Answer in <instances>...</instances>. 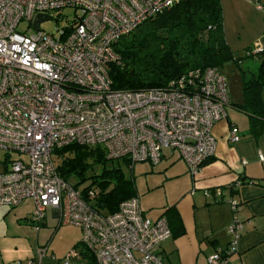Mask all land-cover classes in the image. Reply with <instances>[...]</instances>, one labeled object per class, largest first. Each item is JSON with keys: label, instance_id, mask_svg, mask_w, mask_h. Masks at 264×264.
<instances>
[{"label": "built area", "instance_id": "obj_1", "mask_svg": "<svg viewBox=\"0 0 264 264\" xmlns=\"http://www.w3.org/2000/svg\"><path fill=\"white\" fill-rule=\"evenodd\" d=\"M179 1L0 0V206L32 199L29 221L36 229L47 209H58L61 223L81 230V246L96 264H165L158 248L170 228L163 216L145 217L138 196L112 214L95 210L94 189L83 194L59 177L55 150L100 146L109 159L125 160L131 169L139 162L158 164L168 150L194 175L214 157L213 127L227 116L228 88L215 68L189 71L164 88L111 86L107 68L119 60L112 45ZM64 9H72L71 22L54 33L41 29ZM37 15L45 19L36 29ZM262 52L258 41L247 53ZM228 139L239 140L236 127ZM230 204L235 213L237 203ZM240 228L234 217L226 248L208 256L207 264H230ZM46 251L39 248L28 264H39ZM78 254L71 249L64 264Z\"/></svg>", "mask_w": 264, "mask_h": 264}, {"label": "crops", "instance_id": "obj_2", "mask_svg": "<svg viewBox=\"0 0 264 264\" xmlns=\"http://www.w3.org/2000/svg\"><path fill=\"white\" fill-rule=\"evenodd\" d=\"M220 1L224 38L230 50L235 54L258 41L264 45V6L258 10V22L251 25L258 27L254 29L255 38L234 40L236 23L243 20L241 9L244 5L251 7L252 1ZM226 83L227 116L213 127V158L192 175L176 152H164L158 164L146 162L147 168L140 175L142 183L131 176L144 216L167 220L171 235L158 248L165 264H207L208 256L226 248L227 226L234 217L241 228L235 251L229 256L230 264H264V133L256 134L249 116L237 107L245 101L243 93ZM260 97L264 105V85ZM232 126L238 131L237 142L228 139ZM230 201L237 203L235 213ZM33 207L29 198L14 207L0 206V264H28L42 247L47 251L39 264H64L71 249L79 254L68 264H96L81 246L79 228L61 223L59 210L49 208L36 229L29 221Z\"/></svg>", "mask_w": 264, "mask_h": 264}, {"label": "trees", "instance_id": "obj_3", "mask_svg": "<svg viewBox=\"0 0 264 264\" xmlns=\"http://www.w3.org/2000/svg\"><path fill=\"white\" fill-rule=\"evenodd\" d=\"M112 48L119 60L107 71L116 90L164 88L189 71L219 70L227 61L238 63L224 38L220 0H180L121 36ZM248 51L245 56L260 57L261 61L255 71H243L245 101L237 107L249 116L254 132L261 134L264 52L248 55ZM54 153L61 159L57 173L69 183L72 176L83 181L88 168L101 166L100 174L91 176L92 183L81 189L83 194L88 189L96 191L90 205L100 213L112 214L122 201L137 196L133 179L124 175L119 163H114L117 159H109L102 147L71 144Z\"/></svg>", "mask_w": 264, "mask_h": 264}, {"label": "rangeland", "instance_id": "obj_4", "mask_svg": "<svg viewBox=\"0 0 264 264\" xmlns=\"http://www.w3.org/2000/svg\"><path fill=\"white\" fill-rule=\"evenodd\" d=\"M260 5L264 6V1L262 2L261 0L258 1ZM221 4V1H220ZM223 5H221L222 8ZM242 13V19L239 20L236 23V28L232 32V37L233 39H243L245 36L249 38H255V28H258L257 26L251 27L253 23L258 22V17H259V11L255 6V2H252V6L248 7L244 5V8L241 9ZM61 16L57 18V20H48L45 22H42L41 24V29L48 32V33H54L56 27H62L65 24L71 22V20L74 17V13L72 9H64L61 12ZM225 18H224V12L222 10V24L224 23ZM26 27L24 23L19 24V30H23ZM253 48V44L248 47L244 48L241 50V52H235L233 55L238 58V63L236 64L235 62L232 61H227L225 62L219 69L221 74L225 77V81L227 80L228 82V87H231L235 92H240L242 93V74L243 71L248 72V69H252L255 71L257 69L256 67L260 64V57L259 59H256L255 57H249V56H244L246 53L245 51ZM246 49V50H245ZM244 72V73H245ZM227 84V83H226ZM242 118L244 120H247V116L245 114H241ZM166 153L170 152L168 150H165ZM16 154L13 155V158H15ZM52 159L55 163V166L57 167L60 164V158L58 154L53 153L52 154ZM114 163H119L120 168L124 175L126 177H130L133 175L134 178H136V183L140 184L142 183V179L140 178V175L143 173L142 171L147 168V163L146 162H139L134 164L133 169L131 167L127 166L122 162V160H117ZM101 172V166L100 165H95L94 168H88L85 171L84 174V180L80 181V178L76 176H72L70 178V184L71 185H76L77 189H83L84 187H87L92 183V177L91 176H97Z\"/></svg>", "mask_w": 264, "mask_h": 264}, {"label": "water", "instance_id": "obj_5", "mask_svg": "<svg viewBox=\"0 0 264 264\" xmlns=\"http://www.w3.org/2000/svg\"><path fill=\"white\" fill-rule=\"evenodd\" d=\"M45 19L44 15H37L34 20V27L37 29L38 28V23L42 20Z\"/></svg>", "mask_w": 264, "mask_h": 264}]
</instances>
